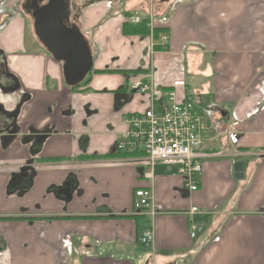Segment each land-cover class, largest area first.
<instances>
[{"label":"crops","instance_id":"obj_1","mask_svg":"<svg viewBox=\"0 0 264 264\" xmlns=\"http://www.w3.org/2000/svg\"><path fill=\"white\" fill-rule=\"evenodd\" d=\"M8 1L0 54L16 88L0 92L15 117L0 119V264H264V0H236L231 23L214 0H74L93 57L76 89L25 31L21 0ZM141 22L149 34H127ZM142 77L154 94L130 92ZM168 91L204 116L206 148L219 153L194 192L176 167L157 163L148 181L144 162L116 149L122 118L161 107ZM147 188L161 207L153 218L133 211Z\"/></svg>","mask_w":264,"mask_h":264},{"label":"built area","instance_id":"obj_2","mask_svg":"<svg viewBox=\"0 0 264 264\" xmlns=\"http://www.w3.org/2000/svg\"><path fill=\"white\" fill-rule=\"evenodd\" d=\"M166 37L162 38V41ZM132 93L154 94L151 82L142 77L129 85ZM124 128L123 140L116 149L128 156H135L144 162L143 177L153 179V167L159 163L176 167V173L183 179L184 188L194 192L197 189L196 178L201 174L202 162L208 158L219 156L206 148L205 137L209 130L205 118L192 103H178L176 94L168 91L165 104L156 106L151 101L144 112L122 118ZM232 130V128H231ZM227 130H224L226 133ZM261 155L264 156V153ZM161 207L153 204L151 189H139L134 192L133 211L147 213L153 218ZM200 212L190 207L185 213L189 219V235L195 238L202 227L195 218ZM139 241L143 244L153 241V233L146 230Z\"/></svg>","mask_w":264,"mask_h":264},{"label":"water","instance_id":"obj_3","mask_svg":"<svg viewBox=\"0 0 264 264\" xmlns=\"http://www.w3.org/2000/svg\"><path fill=\"white\" fill-rule=\"evenodd\" d=\"M38 2L40 3L41 0ZM32 3L34 36L48 55L61 64L65 85L69 88L79 86L91 71L93 57L89 43L79 27L76 24H70L68 0H49L42 7L37 6L36 0H32ZM12 81V77L7 73L4 58L0 54V92L13 91L16 86H9ZM0 119L4 125L5 120L14 121L15 117L8 116L0 108ZM12 127L13 124L8 125L6 132ZM14 131L11 133L13 134ZM243 170L242 162L234 163V178L243 179Z\"/></svg>","mask_w":264,"mask_h":264},{"label":"rangeland","instance_id":"obj_4","mask_svg":"<svg viewBox=\"0 0 264 264\" xmlns=\"http://www.w3.org/2000/svg\"><path fill=\"white\" fill-rule=\"evenodd\" d=\"M216 1L220 4V6L215 8L216 16H218L220 13L224 14V16H227L226 19L229 20V23H231V16H236V15H239L241 13L240 8L238 6H236V4H235L236 0H214V2H216ZM190 2L193 3L196 1L193 0ZM8 3H9L8 0H2V2L0 3L1 22H3L5 20V18L9 17V15H5V12L3 11L5 8H7ZM9 5H10V3H9ZM153 20H154V16L151 17V22H149L150 25L152 26V28L154 27V24H155V22H152ZM223 21H226V20H223ZM30 23L31 22H27V21L25 22V27H26L25 31H27V32H30L32 30ZM31 38H29V41L32 40ZM166 40H167V37H166ZM190 80H191L190 78L187 79L188 82Z\"/></svg>","mask_w":264,"mask_h":264},{"label":"flooded vegetation","instance_id":"obj_5","mask_svg":"<svg viewBox=\"0 0 264 264\" xmlns=\"http://www.w3.org/2000/svg\"><path fill=\"white\" fill-rule=\"evenodd\" d=\"M49 0H41L39 3L38 0H36V4L38 7H42L48 3ZM68 5H69V11H70V24H76V21L78 20V15L79 11L78 8L76 7L74 0H68ZM33 3L32 0H21L19 3V8L21 9L22 15L24 17H27V19L31 22V28L33 29V19H32V13H33ZM10 87H14V83L9 84Z\"/></svg>","mask_w":264,"mask_h":264},{"label":"trees","instance_id":"obj_6","mask_svg":"<svg viewBox=\"0 0 264 264\" xmlns=\"http://www.w3.org/2000/svg\"><path fill=\"white\" fill-rule=\"evenodd\" d=\"M164 30L162 29H153L152 30V35H153V38L156 40L160 37V35L163 33ZM130 33H127V34H131V35H147L149 34V31L146 27V23L145 22H141V23H137V24H134L132 26H130ZM157 48V47H156ZM88 77H86V79L77 87L73 88V89H76V88H79L81 86H84L86 84H88Z\"/></svg>","mask_w":264,"mask_h":264}]
</instances>
